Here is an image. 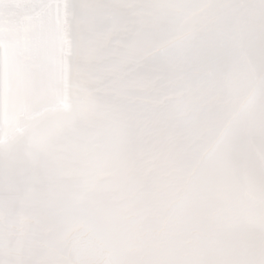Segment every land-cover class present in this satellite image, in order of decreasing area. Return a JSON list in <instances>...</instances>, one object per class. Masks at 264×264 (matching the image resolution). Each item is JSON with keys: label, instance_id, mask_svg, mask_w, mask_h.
I'll use <instances>...</instances> for the list:
<instances>
[{"label": "snow or ice", "instance_id": "snow-or-ice-1", "mask_svg": "<svg viewBox=\"0 0 264 264\" xmlns=\"http://www.w3.org/2000/svg\"><path fill=\"white\" fill-rule=\"evenodd\" d=\"M0 264H264V0H0Z\"/></svg>", "mask_w": 264, "mask_h": 264}]
</instances>
